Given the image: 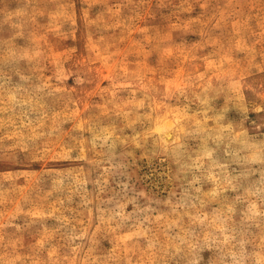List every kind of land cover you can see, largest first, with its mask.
Returning <instances> with one entry per match:
<instances>
[{"label": "rangeland", "instance_id": "374dc122", "mask_svg": "<svg viewBox=\"0 0 264 264\" xmlns=\"http://www.w3.org/2000/svg\"><path fill=\"white\" fill-rule=\"evenodd\" d=\"M0 264H264V0H0Z\"/></svg>", "mask_w": 264, "mask_h": 264}]
</instances>
